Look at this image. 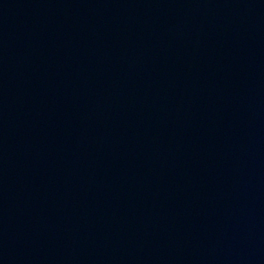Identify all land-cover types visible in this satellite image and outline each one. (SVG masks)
<instances>
[{"label":"water","instance_id":"water-1","mask_svg":"<svg viewBox=\"0 0 264 264\" xmlns=\"http://www.w3.org/2000/svg\"><path fill=\"white\" fill-rule=\"evenodd\" d=\"M0 264H264V0H0Z\"/></svg>","mask_w":264,"mask_h":264}]
</instances>
